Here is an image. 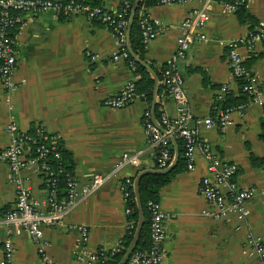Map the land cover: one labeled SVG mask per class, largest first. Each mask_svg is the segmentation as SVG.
Segmentation results:
<instances>
[{
    "label": "crops",
    "instance_id": "crops-1",
    "mask_svg": "<svg viewBox=\"0 0 264 264\" xmlns=\"http://www.w3.org/2000/svg\"><path fill=\"white\" fill-rule=\"evenodd\" d=\"M98 1L108 10L121 2ZM244 2L258 25H264V0ZM199 5L197 0H184L146 8L148 17L156 19L159 28H163L144 50L143 61L157 77L175 48L177 25ZM206 5L209 18L201 28L205 39L192 43L178 62L193 118L211 116L214 97L221 98L226 90L236 94L235 80L227 64L226 43L250 31L235 13L225 12L216 1L210 0ZM117 50L110 30L82 16L62 19L47 9L21 13L17 21L14 87L6 95L0 85V148L11 141L4 127L13 116L19 132L43 125L58 135L61 148L70 153L71 173L77 184L86 183L95 173L109 171L124 152L137 155L136 166H122L115 176L66 214L64 226H43L46 251L56 264H84L75 259L78 235L70 227L76 224L88 229L89 251H108L115 245L126 229L121 182L132 178V186L139 171L156 169L155 153L147 148L142 129L146 101L136 97L122 108L102 105L105 98L116 95L126 81L134 79L125 60H112L111 55ZM86 52L97 54V59L91 60ZM239 52L247 60L256 86L264 95V42L254 39L250 50L242 47ZM252 55L258 56L251 60ZM221 86H225L222 92ZM156 105L158 112L169 117L174 115L173 102L164 90L160 93L157 90ZM148 111L150 120L158 123L150 104ZM228 118L223 129L216 125L201 127L196 137L207 143L220 161L236 165L233 180L238 187L256 188L255 196L247 203L248 217L244 221L232 213L217 218L202 213L213 207L198 192L201 178L206 174V161L195 152L193 169L182 168L158 191L156 201L169 215L164 224L160 264H258L256 257L242 253V247L247 228L260 235L264 245V109L258 104H248L241 113L231 112ZM170 138L173 159L175 151L179 157V151L176 139ZM250 154L263 162L252 165ZM26 157L31 155L26 153ZM22 174L28 177L32 195L42 197L46 185L39 168L28 166ZM14 201L10 171L0 161V214L12 210ZM6 237L5 227L0 225V247ZM10 238L11 264H41L26 231L12 234Z\"/></svg>",
    "mask_w": 264,
    "mask_h": 264
},
{
    "label": "built area",
    "instance_id": "built-area-1",
    "mask_svg": "<svg viewBox=\"0 0 264 264\" xmlns=\"http://www.w3.org/2000/svg\"><path fill=\"white\" fill-rule=\"evenodd\" d=\"M184 0H159L160 3L182 2ZM199 7L189 12L177 25L178 35L173 52L165 60L162 67V85L166 96L173 102L174 115L169 117L160 112L158 124L163 128L160 132L151 122L149 111L145 110L142 117V129L146 137V146L155 153L154 166L156 169L167 167L172 159L168 147V136L180 139L182 142V157L185 161V168L192 170L194 167V154L198 152L206 161V174L201 178L198 192L203 200L210 204L213 209L202 211L204 215L214 218L224 213H232L241 220L248 217L247 203L255 196L256 188H240L233 180L236 165L230 162L220 161L212 152L207 143L197 139L198 129L208 128L216 125L223 129L229 122L231 112L241 113L248 104H258L264 109V95L256 86V80L250 69L243 64V56L239 49H251L252 41L260 39L262 30L256 34L248 33L246 36L229 40L226 43L227 64L233 79L241 77L244 79L242 90L250 98L247 103L236 106L218 109L211 116L193 118L187 105V98L183 89L182 79L178 71V62L181 60L190 45L194 42L204 41L205 37L201 28L209 18L206 3L210 0H197ZM216 1L225 12H234L241 0L232 2ZM120 10L106 9L100 12L97 8L88 9L85 5L73 0H0V85L6 95L13 90L12 73L15 68V39L8 37V30L19 20L21 13H36L47 9L53 10L56 15L67 17L82 16L90 21L98 18L101 22L112 24L110 32L113 34L118 50L113 52V61L119 58L125 60L130 71L133 73L135 66L130 62L125 44L126 27L130 11V5L126 0H121ZM141 42L144 47L154 39L163 28L155 19L145 16L139 22ZM91 60L97 59V54L86 52ZM133 80L124 83L120 91L105 98L102 105L109 108H122L132 102L134 95ZM225 86L220 87L224 91ZM12 107V104H8ZM4 131L11 135L10 143L0 148V161L4 162L10 171V180L15 189L14 207L10 211L0 214V225L5 227L7 237L0 247V264H11L13 245L10 236L26 231L35 246L36 253L41 264H56L46 251L47 241L44 239L43 226H64V217L73 210L88 195L93 193L101 184L110 177L116 175L118 170L125 164L137 165L136 152L122 153L120 159L112 168L104 174L95 173L84 184H77L72 175H66L64 179V194L58 196L56 193V174L61 169L54 170L47 164V159L59 162L60 142L58 135L49 131L43 125L34 127L32 133L19 132L16 122L11 116L5 125ZM32 151L31 157L27 158L26 153ZM28 166H37L39 171L46 176V192L42 197H35L31 193L28 177L23 171ZM131 179L125 178L120 184L122 196L124 188L131 186ZM149 211L148 239L149 247L146 251L135 253L132 257V264H160L162 260V242L164 238V224L169 215L164 212L157 201L148 200L145 203ZM124 212L128 214L129 208ZM70 228L78 235V249L75 252V259L84 264H101L105 260L106 252L120 250V239L108 251L99 249L91 252L86 247L88 229L82 224H76ZM242 253L256 257L258 264H264V245L261 236L246 229Z\"/></svg>",
    "mask_w": 264,
    "mask_h": 264
},
{
    "label": "trees",
    "instance_id": "trees-1",
    "mask_svg": "<svg viewBox=\"0 0 264 264\" xmlns=\"http://www.w3.org/2000/svg\"><path fill=\"white\" fill-rule=\"evenodd\" d=\"M73 1L85 5L88 9L97 8L100 10V12L103 11V7L98 0H73ZM126 1L129 3L130 9H131L132 4L134 3V0H126ZM221 1L230 3L233 0H221ZM157 3H160L159 0H138L135 10H134L132 23H131L130 31H129L128 41H129V44H130V47L133 53L141 60H145L144 58L145 47L143 43L141 42L139 22L141 19L147 16L146 8L148 6H151ZM120 8H122L121 3L115 9L120 10ZM233 13L236 14V17L239 22L246 23L248 25L250 34L259 33V31L262 30L263 33L261 34L260 40L264 42V25L259 26L256 19L251 14L248 13L245 7L244 0H241L240 4L236 6V9ZM58 17L62 19L69 18L63 15H58ZM90 21L101 24L105 26L108 30H110L112 26V24L110 23L101 22L98 18H93ZM16 26H17V23L14 24V26H12L8 30V37L15 39ZM256 27L258 28L257 30L255 29ZM123 48L125 49L124 45H123ZM257 56L258 55H252L251 60L255 59ZM127 59L130 62H132L133 65L135 66V69L133 71L134 95L137 98L146 101L147 107L145 110H149L153 81L149 73L144 68L134 63V61L129 56ZM243 64L246 68H248L247 60H244ZM157 74H158V79L160 82V85L158 86L157 90H158V93H160L161 90L165 89L161 82L162 70L157 72ZM234 80L236 84V94L232 93L231 91L226 90L224 95L221 98H219L218 96L214 97L211 112H210L211 115H213L215 111L218 109H224L226 107H231V106H236L238 104L247 103L250 96L244 90H242V86L245 83L244 79L241 77H237ZM154 112H155L156 118L158 119L160 112H158L157 105L154 107ZM262 129H263L262 136L264 137L263 123H262ZM32 131H34V128L30 129L27 132L32 133ZM176 145L178 147L179 157H178L176 164L170 171L164 172V173L148 172V173L142 174L139 178L138 192H139L140 202L142 206L143 222H142V226L140 228L139 234H138L136 245L133 251L131 252L128 260L124 264H132L131 261H132V257L134 256V254L144 252L149 247L148 224H149L150 214L145 206L146 201L148 200L156 201L160 187L164 185L165 183H167L174 176L175 173H177L179 170L185 167V161L182 157V142L178 138H176ZM168 147H169L170 153L172 154V147H171L169 140H168ZM59 152H60L59 162L51 160L48 157L47 164L54 170H56L57 168L61 169V171L58 174H56V182H57L56 193L58 196H62L64 194L65 176L67 174L72 175L71 173L72 160H71L70 153L67 150L62 149L61 146H60ZM29 155H33L31 150H29ZM249 159L252 165H259L263 162V159L258 158L251 154L249 155ZM137 171L138 170H136V173ZM41 175H43V178L45 180V185H46V176H44V174H41ZM130 179L132 180V178ZM123 200H124L125 208H129L130 212L126 214V229H125L124 234L120 238L121 248L120 250L112 252V253L109 251L106 252V255H105L106 258L101 264H117V262L122 257L126 246L132 239L133 232H134L135 225H136V220H137V209H136L132 186L130 185L125 186Z\"/></svg>",
    "mask_w": 264,
    "mask_h": 264
},
{
    "label": "water",
    "instance_id": "water-1",
    "mask_svg": "<svg viewBox=\"0 0 264 264\" xmlns=\"http://www.w3.org/2000/svg\"><path fill=\"white\" fill-rule=\"evenodd\" d=\"M137 1L138 0H134V3L132 4V7H131L130 12H129L128 22H127V27H126V36H125V44H124V46H125V49H126V51L128 53V56L134 61V63H136L137 65H139L142 68H144L150 74V77H151V79L153 81V85H152V89H151L150 110H151V113H153V109H154L155 104H156V95H157V89H158V77H157L156 73H154V71L143 60L138 58L133 53V51H132V49L130 47L129 41H128L130 26H131V23H132V18H133V14H134V10H135ZM151 122L154 124V126H156V128L160 132L164 131L163 128L156 122L155 119H152ZM170 139H172V138H170ZM177 158H178V153H177V151H175V154H174V157H173L172 161L170 162V164L166 168L142 170L134 177L133 182H132V190H133V193H134V199H135V204H136V209H137V220H136V225H135V229H134V232H133L132 239L128 243V245L126 246L122 257L117 262V264H124L128 260L131 252L133 251V249H134V247L136 245V242H137V239H138V234H139L140 228L142 226V222H143L142 206H141L139 192H138V181H139L140 176L142 174L148 173V172H152V173L168 172L176 164Z\"/></svg>",
    "mask_w": 264,
    "mask_h": 264
}]
</instances>
